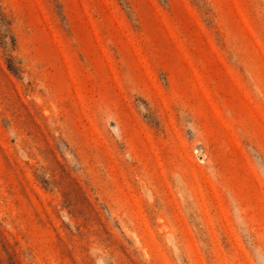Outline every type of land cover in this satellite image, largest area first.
<instances>
[{
  "label": "rangeland",
  "instance_id": "obj_1",
  "mask_svg": "<svg viewBox=\"0 0 264 264\" xmlns=\"http://www.w3.org/2000/svg\"><path fill=\"white\" fill-rule=\"evenodd\" d=\"M0 264H264V0H0Z\"/></svg>",
  "mask_w": 264,
  "mask_h": 264
}]
</instances>
